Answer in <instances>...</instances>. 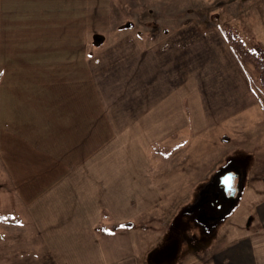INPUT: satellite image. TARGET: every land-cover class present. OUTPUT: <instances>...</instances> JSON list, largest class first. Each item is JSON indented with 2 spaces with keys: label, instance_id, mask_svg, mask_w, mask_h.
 Listing matches in <instances>:
<instances>
[{
  "label": "rangeland",
  "instance_id": "374dc122",
  "mask_svg": "<svg viewBox=\"0 0 264 264\" xmlns=\"http://www.w3.org/2000/svg\"><path fill=\"white\" fill-rule=\"evenodd\" d=\"M51 2V16L56 20L39 23L40 30L43 29L41 26L50 24L47 39L30 36L33 22L4 21L3 45L9 42L10 45L3 49V62L12 60L10 63L19 67L23 63L39 64L38 61L50 60L48 73L55 93L65 88L70 99L61 103L54 101L49 112L52 117H59L61 111L71 114V117L62 114V123L59 121L58 125L61 124L64 130L65 126H77V140L80 137L83 147L87 145L83 150L84 164L92 154L103 160L125 158L130 161L132 174L141 175L145 169L147 176L163 175L164 185L172 192L164 210L182 207L174 218L169 215L170 219L166 220L163 215L158 222L168 226L171 236H175V232L178 235V239L171 241L170 249L164 252L171 250L166 255L168 259L173 258L172 253L187 241L195 243L196 254L207 252L213 248L215 241L212 239L230 227L238 211H241L239 214L245 212V203L250 201L247 195L264 175L262 123L252 114L247 120L254 118L256 122L253 121L251 126V121L246 122L244 133L240 135L244 142L231 141L218 150V154L203 160L202 166L190 168L183 163L180 167L174 158L184 159L175 155L173 161L166 160L175 151L165 143L171 142L170 137L178 136L168 131L183 128L192 116L195 121H201L199 115L203 109H224L223 104L228 102L218 101L221 97L217 90L219 78L232 80L236 77L248 82L255 78L264 88L256 67L245 61L237 50L239 46L255 54L256 48L264 49V0ZM58 2L67 4L57 5ZM43 3L44 7L50 5L47 1ZM25 66L33 67L34 75L47 72L46 67L42 70L33 65ZM15 70L13 74L20 72L18 68ZM2 77L4 70L0 66V79ZM222 88L224 93H230L228 99H237V86ZM262 91L264 93V89ZM229 104L228 109L237 110L243 102ZM190 106L193 112L187 110ZM189 113L192 116L189 117ZM210 120L213 118H206L205 123L210 124ZM60 135L69 136L67 133ZM161 137L165 143H156ZM211 139L213 147L215 141L218 142V131H212ZM105 143L108 144L104 146ZM232 146V149L249 147L247 152L250 154L242 151L248 156L229 161V157L237 152V149H230ZM228 154V158L222 160V156ZM253 159L255 164L252 166ZM159 160H163L161 166ZM228 169L240 173L239 195L233 210L218 221L202 220L196 206L215 177ZM179 170L185 174L187 170H193V173L180 176L176 181L173 176ZM187 219L197 225L196 230L184 229ZM134 220L137 222L138 219ZM251 224L242 230L243 233L251 229Z\"/></svg>",
  "mask_w": 264,
  "mask_h": 264
},
{
  "label": "crops",
  "instance_id": "0c3cea01",
  "mask_svg": "<svg viewBox=\"0 0 264 264\" xmlns=\"http://www.w3.org/2000/svg\"><path fill=\"white\" fill-rule=\"evenodd\" d=\"M45 1L49 7H44ZM61 3L67 4L57 5ZM51 5V0H0V66L4 70V78L0 79V264H264V175L257 187L249 190L245 212L241 215L238 211L230 227L212 239L213 248L196 254L195 243L182 242L172 253L173 258L168 259L166 254L171 250L164 251L170 249L178 235L175 232L171 236L168 226L158 222L163 215L166 220L174 218L182 207L164 210L172 192L164 185L163 175L147 176L145 169L141 175L132 174L130 161L125 158L103 160L92 154L84 164L83 150L87 145L84 148L81 138L77 140V126H65L64 130L58 125L62 114H71L61 111L59 117H52L49 112L54 101L70 99L65 88L55 93L48 73L50 60L19 67L11 64L12 60L3 62V49L10 45H3L4 21L33 22L30 36L47 39L50 24L40 30L39 23L56 20L51 16ZM25 65L42 70L46 67L47 72L34 75L33 67ZM15 68L20 72L13 74ZM230 85L237 86L239 92L233 101L228 99L230 93L221 89ZM262 89L255 78L249 82L236 77L219 78L218 101L228 104H223L224 109H203L201 121H195L189 113L192 118L183 128L168 131L178 135L170 137L169 143L162 137L156 139V143L164 142L175 151L166 160L173 161L175 155L184 159L174 158L180 167L183 163L190 168L202 166L203 160L218 154L231 141L244 142L240 135L247 121H251L250 126L255 121L247 120L252 114L259 117L256 121L264 130ZM240 101L243 104L237 110L228 109L229 102ZM187 110L194 111L192 106ZM184 113L187 117V111ZM206 118L213 120L206 124ZM213 130L218 131V142L211 147ZM64 133L69 136L60 135ZM247 149L251 148L235 147L232 150L237 152L229 161L247 157L242 154H250ZM229 155L222 156V160ZM162 162L159 160L160 166ZM186 172L179 170L173 178L177 181L193 170ZM205 196L206 193L202 198ZM251 222V229L243 233ZM183 227L197 229L188 219Z\"/></svg>",
  "mask_w": 264,
  "mask_h": 264
},
{
  "label": "water",
  "instance_id": "95a60500",
  "mask_svg": "<svg viewBox=\"0 0 264 264\" xmlns=\"http://www.w3.org/2000/svg\"><path fill=\"white\" fill-rule=\"evenodd\" d=\"M239 171L228 169L219 173L198 203L202 220L214 222L233 210L239 195ZM227 181V183H226Z\"/></svg>",
  "mask_w": 264,
  "mask_h": 264
},
{
  "label": "trees",
  "instance_id": "16d2710c",
  "mask_svg": "<svg viewBox=\"0 0 264 264\" xmlns=\"http://www.w3.org/2000/svg\"><path fill=\"white\" fill-rule=\"evenodd\" d=\"M237 50L241 53L245 61L253 63L260 74L262 86H264V49L260 47L256 48L255 54L244 51L242 48H239V46Z\"/></svg>",
  "mask_w": 264,
  "mask_h": 264
},
{
  "label": "snow or ice",
  "instance_id": "6c2138e0",
  "mask_svg": "<svg viewBox=\"0 0 264 264\" xmlns=\"http://www.w3.org/2000/svg\"><path fill=\"white\" fill-rule=\"evenodd\" d=\"M226 183H227V181H226Z\"/></svg>",
  "mask_w": 264,
  "mask_h": 264
}]
</instances>
